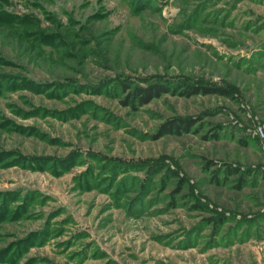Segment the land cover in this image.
Segmentation results:
<instances>
[{
	"label": "rangeland",
	"instance_id": "obj_1",
	"mask_svg": "<svg viewBox=\"0 0 264 264\" xmlns=\"http://www.w3.org/2000/svg\"><path fill=\"white\" fill-rule=\"evenodd\" d=\"M260 123L264 0H0V264H261Z\"/></svg>",
	"mask_w": 264,
	"mask_h": 264
},
{
	"label": "trees",
	"instance_id": "obj_2",
	"mask_svg": "<svg viewBox=\"0 0 264 264\" xmlns=\"http://www.w3.org/2000/svg\"><path fill=\"white\" fill-rule=\"evenodd\" d=\"M167 84L161 83V82H154L149 84L146 87H137V88H132V95L131 99L128 100L129 104L132 103H140V104H146L150 102L153 98L156 96L161 95L164 92L168 91ZM186 89L182 88L181 93L185 95H192L196 93H217V94H222V95H230V92L223 88V87H210V86H204V85H196V84H189L186 83ZM130 91V92H131ZM196 119L194 118H188V119H171L168 122V125L165 126L166 128L161 132V134L165 133H177L181 134V132H190L192 128L196 124ZM214 138H218V135H213ZM226 173L229 174H238L243 172L236 167H233L232 165H229L226 167ZM240 182L242 183L243 181L240 179ZM241 186V185H239ZM223 217H220L215 221L216 223L222 224Z\"/></svg>",
	"mask_w": 264,
	"mask_h": 264
},
{
	"label": "built area",
	"instance_id": "obj_3",
	"mask_svg": "<svg viewBox=\"0 0 264 264\" xmlns=\"http://www.w3.org/2000/svg\"><path fill=\"white\" fill-rule=\"evenodd\" d=\"M255 132L261 139H264V123H260L257 127ZM263 155H264V146H263Z\"/></svg>",
	"mask_w": 264,
	"mask_h": 264
},
{
	"label": "crops",
	"instance_id": "obj_4",
	"mask_svg": "<svg viewBox=\"0 0 264 264\" xmlns=\"http://www.w3.org/2000/svg\"><path fill=\"white\" fill-rule=\"evenodd\" d=\"M257 252H258V257H256V258L259 261V263L262 264L264 262V249L262 248V251H258V249H257ZM252 264H254V263H252Z\"/></svg>",
	"mask_w": 264,
	"mask_h": 264
}]
</instances>
